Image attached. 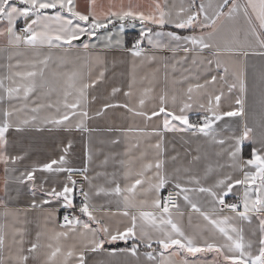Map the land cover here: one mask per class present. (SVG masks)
Masks as SVG:
<instances>
[{
  "label": "snow or ice",
  "instance_id": "6c2138e0",
  "mask_svg": "<svg viewBox=\"0 0 264 264\" xmlns=\"http://www.w3.org/2000/svg\"><path fill=\"white\" fill-rule=\"evenodd\" d=\"M0 264H264V0H0Z\"/></svg>",
  "mask_w": 264,
  "mask_h": 264
},
{
  "label": "crops",
  "instance_id": "0c3cea01",
  "mask_svg": "<svg viewBox=\"0 0 264 264\" xmlns=\"http://www.w3.org/2000/svg\"><path fill=\"white\" fill-rule=\"evenodd\" d=\"M125 2H127V0H125ZM170 30V29H169ZM139 32V27H136V28H127L125 30V39L126 41H132V38L133 37H136L137 34ZM113 55H119V53H113ZM109 59H111V56L109 57ZM122 69L121 68H116V71L119 72L121 71ZM109 75H111V72L109 73ZM191 118L193 120H195L198 116V113L196 111H193L191 114ZM57 147V138L54 136V135H47L46 136V152L47 153H52L53 150ZM46 158L45 154L44 153H41L39 151H35L33 152V159H44ZM27 202V197H25L24 199L22 200H19V201H16V202H13L10 206H13V207H23V205ZM77 202H79V200L77 199ZM53 207H56L55 204L52 205ZM64 209H61L60 210V213L59 215L63 212ZM33 228H35V225H32Z\"/></svg>",
  "mask_w": 264,
  "mask_h": 264
},
{
  "label": "built area",
  "instance_id": "2783aa9c",
  "mask_svg": "<svg viewBox=\"0 0 264 264\" xmlns=\"http://www.w3.org/2000/svg\"><path fill=\"white\" fill-rule=\"evenodd\" d=\"M134 38H135V37H133L132 40H133ZM77 199L79 200V197H77ZM64 213H65V210H63V212L60 214V216L62 217Z\"/></svg>",
  "mask_w": 264,
  "mask_h": 264
}]
</instances>
